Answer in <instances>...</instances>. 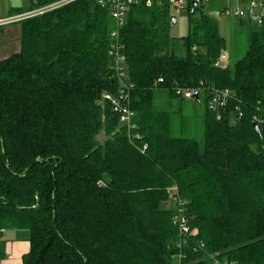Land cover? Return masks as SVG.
I'll return each instance as SVG.
<instances>
[{"label": "trees", "instance_id": "obj_1", "mask_svg": "<svg viewBox=\"0 0 264 264\" xmlns=\"http://www.w3.org/2000/svg\"><path fill=\"white\" fill-rule=\"evenodd\" d=\"M204 6H187L185 56L171 48L168 0L130 6L132 127L105 96L120 98L108 6L75 0L21 21L20 50L0 59V231L29 230L23 264H264V22L231 68ZM157 87L204 92L203 141L171 134ZM212 87L231 90L225 106L211 105ZM172 190L192 230L181 247Z\"/></svg>", "mask_w": 264, "mask_h": 264}, {"label": "rangeland", "instance_id": "obj_2", "mask_svg": "<svg viewBox=\"0 0 264 264\" xmlns=\"http://www.w3.org/2000/svg\"><path fill=\"white\" fill-rule=\"evenodd\" d=\"M245 5V4H244ZM239 0H206L203 13L215 18L219 23L220 33L226 38V51L228 58L223 61L224 66L234 67V63L244 56L250 44V32L257 24L250 22L248 16H244V25H240V19L234 15L235 11L245 9ZM230 14L221 13L225 7ZM224 7V8H223ZM32 8L31 0H0V20L10 18L18 13L25 12ZM172 16L176 17L174 26L170 29L171 48L175 54L185 56L188 53L185 37L190 30L189 14L186 7L177 9L171 8ZM202 11L197 10L193 17L198 18ZM256 25H255V24ZM22 24L20 21L10 22L0 26V59L7 58L21 48ZM204 48H201L203 51ZM154 104L158 109L168 111L171 117L170 131L174 136L195 138L204 140V114L206 108V96L201 92L200 99L172 97L165 88L157 87L154 90ZM103 143L106 135H99ZM168 207L175 209L171 200ZM174 264H179L177 257Z\"/></svg>", "mask_w": 264, "mask_h": 264}, {"label": "built area", "instance_id": "obj_3", "mask_svg": "<svg viewBox=\"0 0 264 264\" xmlns=\"http://www.w3.org/2000/svg\"><path fill=\"white\" fill-rule=\"evenodd\" d=\"M75 0H53L50 2H45L42 0H31L34 8L29 9L25 12L18 13L10 18L0 20V26L10 23L22 21L26 18L34 17L49 11H52L56 8L65 6ZM101 5H106L110 9V15L114 20V26L110 31V49L109 54L111 55L112 61L111 66L114 71L116 78L120 82V98H114L111 94H106V98L112 100L115 107H118L121 116L120 120L122 123L132 127V116L133 111L130 107V91L132 85L126 82L127 77V57L124 53V44L121 39V29L126 23L128 12L130 6L132 4H137L142 2L143 0H97ZM147 5H151L153 0H145ZM195 2V4H204L206 0H168V3L171 7L181 9L188 6L189 3ZM41 3V4H40ZM230 14V10L225 8L222 11H217L216 15H221V13ZM234 15L238 18H243L244 16H248L251 21H255L258 26H261L264 22V0H248V3L245 9H239L235 11ZM221 59V58H220ZM222 60V59H221ZM220 61L216 63L219 65ZM160 82L163 79L159 80ZM196 91L194 89H178L177 93L183 98L192 99L194 98V93ZM211 94L210 102L213 107L225 106L228 98L231 95V90L228 88L221 89L212 87L209 89ZM235 113L237 118H241L243 113L240 110L239 106L235 107ZM255 121H259L260 118L258 116H254ZM172 201L175 204V210L173 215V223L177 227L178 232L180 234L179 246L184 245L188 240V235L191 233V226L189 224V216L185 209L186 201L183 200L180 195L175 193L173 190L171 191ZM3 231V230H2ZM0 231V232H2ZM204 244H201L203 247ZM210 264H236L233 261H229L226 259H221L219 256L215 254H210ZM177 260L179 264L182 263V256H177Z\"/></svg>", "mask_w": 264, "mask_h": 264}, {"label": "crops", "instance_id": "obj_4", "mask_svg": "<svg viewBox=\"0 0 264 264\" xmlns=\"http://www.w3.org/2000/svg\"><path fill=\"white\" fill-rule=\"evenodd\" d=\"M239 2L246 6L248 0H239ZM239 19V24L243 26L244 20ZM224 51L225 56L222 58V63L228 58V52ZM29 238L28 229H4L0 234V264H23V255L28 253L31 248Z\"/></svg>", "mask_w": 264, "mask_h": 264}, {"label": "water", "instance_id": "obj_5", "mask_svg": "<svg viewBox=\"0 0 264 264\" xmlns=\"http://www.w3.org/2000/svg\"><path fill=\"white\" fill-rule=\"evenodd\" d=\"M194 4H195V2H194ZM176 17L175 16H172L171 17V27L172 26H174V24H175V22H176ZM225 56V51L224 50H222V52H221V59L223 58ZM194 98H196V99H200V95H199V92L198 91H196L195 93H194ZM117 109H118V107H116ZM255 128L258 130V131H260V126L258 125V124H255Z\"/></svg>", "mask_w": 264, "mask_h": 264}]
</instances>
